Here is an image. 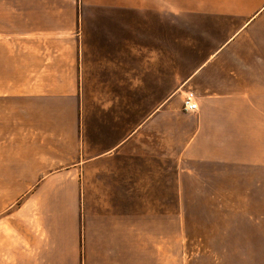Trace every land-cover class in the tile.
<instances>
[{"label": "crops", "instance_id": "1", "mask_svg": "<svg viewBox=\"0 0 264 264\" xmlns=\"http://www.w3.org/2000/svg\"><path fill=\"white\" fill-rule=\"evenodd\" d=\"M168 154L264 172V0H0V187L59 228L15 264H166Z\"/></svg>", "mask_w": 264, "mask_h": 264}, {"label": "rangeland", "instance_id": "2", "mask_svg": "<svg viewBox=\"0 0 264 264\" xmlns=\"http://www.w3.org/2000/svg\"><path fill=\"white\" fill-rule=\"evenodd\" d=\"M176 23L175 11L168 9V55L173 50L175 29L183 27ZM176 167L174 155L168 154L166 264H264V172L216 169L213 177H201L202 183L193 187L187 179L182 189L185 200L180 201ZM29 188L0 187V264H15L16 247L19 252L30 251L27 234L44 238L41 233L59 230L52 221L37 223L41 212L37 202L30 208L26 201ZM192 194L216 195L218 199L194 201L190 200ZM249 196L256 202L247 200ZM26 203L28 208L18 213ZM67 264H80L78 249L71 251Z\"/></svg>", "mask_w": 264, "mask_h": 264}, {"label": "built area", "instance_id": "3", "mask_svg": "<svg viewBox=\"0 0 264 264\" xmlns=\"http://www.w3.org/2000/svg\"><path fill=\"white\" fill-rule=\"evenodd\" d=\"M183 109L185 111H196L198 104L195 100V94L192 91H186L183 97Z\"/></svg>", "mask_w": 264, "mask_h": 264}]
</instances>
